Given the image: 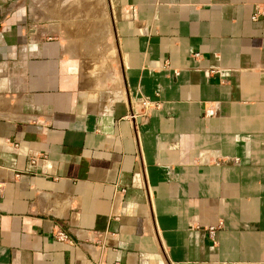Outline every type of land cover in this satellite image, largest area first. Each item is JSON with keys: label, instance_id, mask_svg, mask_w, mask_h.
Instances as JSON below:
<instances>
[{"label": "crops", "instance_id": "1", "mask_svg": "<svg viewBox=\"0 0 264 264\" xmlns=\"http://www.w3.org/2000/svg\"><path fill=\"white\" fill-rule=\"evenodd\" d=\"M107 2L93 65L0 0V264H264V0Z\"/></svg>", "mask_w": 264, "mask_h": 264}, {"label": "rangeland", "instance_id": "2", "mask_svg": "<svg viewBox=\"0 0 264 264\" xmlns=\"http://www.w3.org/2000/svg\"><path fill=\"white\" fill-rule=\"evenodd\" d=\"M37 1L38 0H29L30 3H28V5L31 7V2L35 3ZM41 1L42 0H39V2ZM46 1L49 4L44 5V8H47L46 10L49 12L48 18H51H49L47 22H44V24L49 27L58 25L57 27L64 28L71 35V37L67 39L79 40L84 51L83 59L85 62H93V65H98L100 64L97 63L98 59L101 61L106 55H108V57L110 56V52L107 51L113 48V52H115L111 31V12L107 0ZM34 6L36 9H39V6L35 4ZM50 13L52 15H50ZM58 13L59 18H57ZM98 21H103L108 30L95 32L93 27ZM75 28L81 29V31L84 29L80 37L74 36Z\"/></svg>", "mask_w": 264, "mask_h": 264}, {"label": "built area", "instance_id": "3", "mask_svg": "<svg viewBox=\"0 0 264 264\" xmlns=\"http://www.w3.org/2000/svg\"><path fill=\"white\" fill-rule=\"evenodd\" d=\"M258 16V12H255L253 16L251 17L252 20H256ZM198 56V55H195ZM159 107V103L153 102L149 100L148 98L141 97V99L138 101V103L135 105L134 108H131V112L128 115V117L133 120L134 123L138 122H145L148 118L149 112L151 109H157ZM38 159L33 158L31 159V164L35 165L37 163ZM218 230L217 226L209 227L207 232L210 240L213 244H215V235L216 231ZM54 238L59 242H71L70 238L67 236L65 232L62 230H57L54 234Z\"/></svg>", "mask_w": 264, "mask_h": 264}, {"label": "water", "instance_id": "4", "mask_svg": "<svg viewBox=\"0 0 264 264\" xmlns=\"http://www.w3.org/2000/svg\"><path fill=\"white\" fill-rule=\"evenodd\" d=\"M137 122H138V120H137Z\"/></svg>", "mask_w": 264, "mask_h": 264}]
</instances>
